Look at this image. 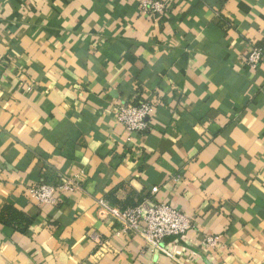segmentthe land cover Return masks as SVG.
I'll use <instances>...</instances> for the list:
<instances>
[{"label": "crops", "instance_id": "obj_1", "mask_svg": "<svg viewBox=\"0 0 264 264\" xmlns=\"http://www.w3.org/2000/svg\"><path fill=\"white\" fill-rule=\"evenodd\" d=\"M140 1L0 0V264H264V63H242L264 49V0ZM151 97L148 131L116 129L119 105ZM79 172L82 193L32 205L29 184ZM153 188L194 220L144 256L94 199L125 210Z\"/></svg>", "mask_w": 264, "mask_h": 264}, {"label": "built area", "instance_id": "obj_2", "mask_svg": "<svg viewBox=\"0 0 264 264\" xmlns=\"http://www.w3.org/2000/svg\"><path fill=\"white\" fill-rule=\"evenodd\" d=\"M165 11V3L161 0L140 1L141 15L157 16ZM242 63L250 72L256 71L264 63V49L252 46ZM159 103L157 98L151 97L136 104L119 105L114 113L116 129L128 135L148 131ZM82 180L83 172H79L61 176L54 185L32 183L25 190L32 205L44 210L56 207L66 196L82 193ZM158 195V189L153 188L139 205L125 210L110 205L103 198L94 199L93 216L97 221L111 226V233L115 237L133 235L141 238L144 256L165 253V239H173L174 247L187 242L186 233L191 230L194 218L177 208L173 202L158 200ZM90 239L100 243L96 234H91ZM217 243L218 238L212 236H205L200 241L204 249L216 247Z\"/></svg>", "mask_w": 264, "mask_h": 264}, {"label": "trees", "instance_id": "obj_3", "mask_svg": "<svg viewBox=\"0 0 264 264\" xmlns=\"http://www.w3.org/2000/svg\"><path fill=\"white\" fill-rule=\"evenodd\" d=\"M3 214L6 215V217H8V221L3 220L1 217V222H3L6 225H14L12 223V220H20L21 222V226L19 225H15L16 227H14L15 230H18L20 232H25L27 226L30 224V221L27 220L26 218H24L20 213H16V211L13 210V208H11L10 206H5L3 209ZM22 228V229H21Z\"/></svg>", "mask_w": 264, "mask_h": 264}]
</instances>
